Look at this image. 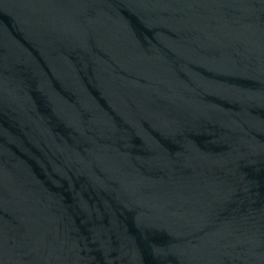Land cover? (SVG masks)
I'll use <instances>...</instances> for the list:
<instances>
[{"label":"water","instance_id":"1","mask_svg":"<svg viewBox=\"0 0 264 264\" xmlns=\"http://www.w3.org/2000/svg\"><path fill=\"white\" fill-rule=\"evenodd\" d=\"M0 264H264V0H0Z\"/></svg>","mask_w":264,"mask_h":264}]
</instances>
